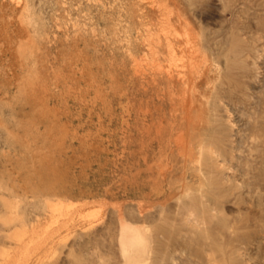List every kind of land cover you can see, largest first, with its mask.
<instances>
[{"label": "rangeland", "instance_id": "374dc122", "mask_svg": "<svg viewBox=\"0 0 264 264\" xmlns=\"http://www.w3.org/2000/svg\"><path fill=\"white\" fill-rule=\"evenodd\" d=\"M0 264H264V0H0Z\"/></svg>", "mask_w": 264, "mask_h": 264}, {"label": "bare ground", "instance_id": "6f19581e", "mask_svg": "<svg viewBox=\"0 0 264 264\" xmlns=\"http://www.w3.org/2000/svg\"><path fill=\"white\" fill-rule=\"evenodd\" d=\"M61 205H50L51 208H57ZM120 236H119V246L124 256H128L130 254L136 255L133 253V250L139 245H142L145 241L142 231L135 224L126 222L122 219L120 220ZM15 239L19 241L20 237L18 233H15ZM135 251V250H134ZM139 251V250H138ZM137 251V252H138ZM141 251V250H140ZM138 254V253H137ZM131 256V255H130ZM136 259V258H135ZM129 260V259H128ZM129 262V261H128ZM133 263V262H132ZM135 263V262H134Z\"/></svg>", "mask_w": 264, "mask_h": 264}]
</instances>
